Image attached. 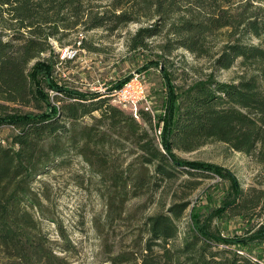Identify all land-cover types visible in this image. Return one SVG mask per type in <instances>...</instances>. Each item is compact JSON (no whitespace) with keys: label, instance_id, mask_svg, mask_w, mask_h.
Listing matches in <instances>:
<instances>
[{"label":"trees","instance_id":"16d2710c","mask_svg":"<svg viewBox=\"0 0 264 264\" xmlns=\"http://www.w3.org/2000/svg\"><path fill=\"white\" fill-rule=\"evenodd\" d=\"M103 1L107 4L96 11L90 0H0V129L8 127L16 132L7 146L0 141V247L14 258L27 260L30 252L50 261L52 253L33 235L38 222L30 210L42 205L33 185L38 176L72 150H80L92 162L98 157L96 148L107 146L106 136L114 132L127 142L134 141L143 153L144 164L153 165L154 172L164 179L174 178L172 170L181 168L190 174L213 175L230 185L222 206L205 220L192 210L188 228L181 221L191 203H177L167 213L150 217V237L140 264H264L257 256L250 259L232 250L238 245L248 250L264 243V212L260 211L264 192L248 198L232 171L210 163L189 162L175 153H191L221 142L234 152L251 156L264 170V42L243 44L239 39L226 45L215 67L230 70L241 59L246 73L231 83L218 81L211 74L187 89L171 86L166 114L157 119L141 109L139 120L143 124L114 104L109 91H82L64 85L56 67L70 61L62 60L49 42L69 30L104 29L114 34L145 18L157 21L131 37L132 50L147 49L148 40L162 33L161 25L171 22L170 32L177 39L166 51L184 48L196 53L204 50L215 32L232 26H244L243 37L264 39V16L241 15L231 23L208 12L215 8L226 13L223 7L233 0ZM43 54H49L48 58L43 59ZM159 67L167 71L163 62ZM130 79L115 87H122ZM12 103L33 106L34 111L10 110L7 104ZM86 117L107 126V132L98 126L80 127L79 121ZM161 122L160 144L156 130H160ZM144 125L155 131V137ZM98 174L107 177L103 172ZM146 177L140 174L132 178L134 188H145ZM117 178L121 181L118 175L113 179ZM122 188L126 190L127 185L122 184ZM225 214L259 222L245 235L225 237L212 229L215 217Z\"/></svg>","mask_w":264,"mask_h":264},{"label":"rangeland","instance_id":"374dc122","mask_svg":"<svg viewBox=\"0 0 264 264\" xmlns=\"http://www.w3.org/2000/svg\"><path fill=\"white\" fill-rule=\"evenodd\" d=\"M106 4L103 0H90V6L96 11L102 10L99 6ZM223 9L227 10L226 13L221 9L215 11V8L208 12L231 23L240 20L241 15L261 17L264 16V0H233L230 6ZM156 21L143 18L114 34L104 29L91 32L80 29L61 33L58 37L60 41L58 38L50 39L56 54L63 55L70 48L79 52L77 59L56 67L58 79L64 85L82 91L102 87L111 90L116 83L138 74L158 119L166 114L171 86L187 89L195 81L211 74L218 81L231 83L246 73L241 59L230 70L215 67L218 58L224 55L226 45H233L239 39L243 44L261 45L264 42V39L258 40L251 35L243 37L244 26H232L215 32L203 51L192 53L184 48H175L168 52L166 47L177 38L170 32L171 22H166L161 25L162 33L148 40L147 49L132 50L131 37L139 29L155 25ZM11 35L9 33V38ZM83 43L87 47L83 48ZM48 55L41 57L46 59ZM160 62L164 63L166 72L165 68L160 69ZM7 105L10 110L34 111L33 106ZM124 113L133 115L127 110ZM94 115L100 118L98 113ZM140 122L143 124L142 120ZM78 124L82 128L98 126L102 132L108 130L107 126L100 125L92 117H86ZM144 128L155 137V131L148 125ZM15 133L14 129L2 127V144L7 146ZM106 138L108 145L96 148L98 157H93L92 162L80 150H72L38 176L33 185L42 203L39 208L30 210L38 222L33 235L42 239L52 253L50 261L30 252L27 260L24 257L14 258L0 247V264H140L150 237V217L167 213L177 203H191L181 221L183 227L188 228L192 210L205 220L222 206L230 187L227 182L207 173L190 174L181 168L172 170L174 178L164 179L154 172L153 165L144 164L143 153L134 141L127 142L114 132L108 133ZM83 146L79 144V147ZM175 153L189 162L210 163L232 171L248 198L264 192L262 167L251 156L234 152L224 143L207 144L191 153L178 150ZM140 174L147 176V186L141 191L135 189V184L131 182ZM115 175L121 181L118 178L114 180ZM122 184L127 185L126 190ZM263 204L260 211L264 212ZM258 220L248 222L225 214L215 217L212 229L222 236L236 238L245 235L257 225ZM248 251L264 260V243L253 245Z\"/></svg>","mask_w":264,"mask_h":264},{"label":"built area","instance_id":"2783aa9c","mask_svg":"<svg viewBox=\"0 0 264 264\" xmlns=\"http://www.w3.org/2000/svg\"><path fill=\"white\" fill-rule=\"evenodd\" d=\"M78 50L69 49L66 50L62 56V60L64 61H70L75 60L78 58ZM106 91H109L111 95V99H113V103L117 104L124 110L129 111L132 113L135 118L138 120L140 119L139 111L141 109L147 110L148 112L153 113L152 111V105L150 102V99L147 96L145 84H143L142 78L140 75L135 74L129 82L125 83L122 87H115L113 90H108V88H100V89H93V92H101L105 93ZM162 134L161 130H156V138L158 143H160ZM161 144V143H160ZM225 247L224 245L222 248ZM226 248V247H225ZM228 248V247H227ZM232 250L240 254L244 257H248L250 259H253L256 255L251 252H249L247 249L241 247V246H234L232 247Z\"/></svg>","mask_w":264,"mask_h":264}]
</instances>
